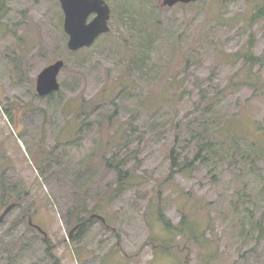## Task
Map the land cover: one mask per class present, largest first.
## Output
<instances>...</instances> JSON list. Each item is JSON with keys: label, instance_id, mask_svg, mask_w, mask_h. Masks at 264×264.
<instances>
[{"label": "rangeland", "instance_id": "obj_1", "mask_svg": "<svg viewBox=\"0 0 264 264\" xmlns=\"http://www.w3.org/2000/svg\"><path fill=\"white\" fill-rule=\"evenodd\" d=\"M105 1L110 30L71 51L59 0H0V264H264V0Z\"/></svg>", "mask_w": 264, "mask_h": 264}, {"label": "water", "instance_id": "obj_2", "mask_svg": "<svg viewBox=\"0 0 264 264\" xmlns=\"http://www.w3.org/2000/svg\"><path fill=\"white\" fill-rule=\"evenodd\" d=\"M194 1L196 0H163V5L171 7L177 3ZM59 2L64 14L63 29L68 35L67 47L69 50L76 51L89 47L100 35L110 30L108 21L111 10L105 0H59ZM91 15H94V17L89 19ZM64 65V61L58 59L45 66L39 72L35 86L38 95L45 96L60 89L58 74ZM14 206L15 203H11L5 208L0 215V223ZM92 217H97L104 221L101 215L93 214L90 218ZM29 223L32 224L31 218H29ZM32 225L46 235L38 225Z\"/></svg>", "mask_w": 264, "mask_h": 264}, {"label": "trees", "instance_id": "obj_3", "mask_svg": "<svg viewBox=\"0 0 264 264\" xmlns=\"http://www.w3.org/2000/svg\"><path fill=\"white\" fill-rule=\"evenodd\" d=\"M264 17V6L263 7H260V8H257L256 11H254L253 13V19H260ZM243 56H245L248 60L251 61V66H253L255 63H257L258 61H260V59L258 57L254 58L251 51H247V52H244L243 53ZM249 82V81H248ZM59 91L55 92V93H52L51 95L49 96H52L53 94H57ZM252 144L255 145V143L253 142ZM250 148H254L252 146H250ZM209 152H211L216 158H218V156L220 155L219 152L213 150V149H209ZM170 155V172L168 174V180L171 179L175 173H177L178 171V166H179V160H178V154L176 152V149L175 147H173L169 153ZM261 155V150L260 148L256 149V150H253V149H250L246 155L244 156V158L246 157V159H249L251 162H255L256 159H258L257 157L259 156L260 157ZM197 157L195 159L198 160V158L200 157V154H197L196 155ZM104 159V164L107 168L109 169H112L114 172H115V175H116V183L114 185V190H115V193L116 194H121L122 192H124L131 184V176H130V172L126 169V162L123 158H118L117 157V154L116 153H113L110 157H103ZM187 165L183 168H186ZM86 175H87V181L90 180L91 178V173L89 174H86V173H83L82 174H78L77 175V184L78 186H82L84 185L82 183V180H85L86 179ZM86 183V182H85ZM15 190H18V188H16ZM15 190H10V195H9V198H12L11 196H13ZM15 203H17L18 205V202L17 201H14ZM75 212H77V208L75 209ZM163 213L162 212H158V218H160L159 220H161L165 226V228L167 230H170V223L165 219V217L162 215ZM89 222L88 219H85L83 217H78L77 218V223H76V228H75V237L80 234V233H83L85 232L86 230V225L87 223ZM181 223L192 233V234H199L200 232V229L199 227H195L193 225V223L191 221H187V217L186 215H183V218H182V221ZM74 226V227H75ZM73 227V228H74ZM171 228H174L173 226H171ZM183 229V228H182ZM183 232V230H182ZM44 242L46 244L49 245L50 247V240L49 238L47 237H44L43 238ZM166 244H165V243ZM162 244H160V249L161 251L164 253L166 251H169V245H168V241H165ZM166 245V246H165ZM184 263H187L185 260H184Z\"/></svg>", "mask_w": 264, "mask_h": 264}, {"label": "flooded vegetation", "instance_id": "obj_4", "mask_svg": "<svg viewBox=\"0 0 264 264\" xmlns=\"http://www.w3.org/2000/svg\"><path fill=\"white\" fill-rule=\"evenodd\" d=\"M92 16V18L94 17V15H91ZM90 18V17H89ZM17 204V203H16ZM76 227V226H75Z\"/></svg>", "mask_w": 264, "mask_h": 264}]
</instances>
